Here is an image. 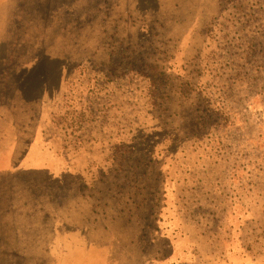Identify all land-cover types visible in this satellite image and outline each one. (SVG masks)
<instances>
[{
    "label": "rangeland",
    "instance_id": "obj_1",
    "mask_svg": "<svg viewBox=\"0 0 264 264\" xmlns=\"http://www.w3.org/2000/svg\"><path fill=\"white\" fill-rule=\"evenodd\" d=\"M230 67L214 164L179 90ZM0 264H264V0H0Z\"/></svg>",
    "mask_w": 264,
    "mask_h": 264
},
{
    "label": "trees",
    "instance_id": "obj_2",
    "mask_svg": "<svg viewBox=\"0 0 264 264\" xmlns=\"http://www.w3.org/2000/svg\"><path fill=\"white\" fill-rule=\"evenodd\" d=\"M174 50H166V54H168V58H166L165 61V68H166V63L167 62H173L175 60V55H174ZM168 71H164V82H163V87L162 89H174V84H173V78L175 77V69L177 67L175 64H170V66L167 68ZM223 71V69H221ZM229 71V72H228ZM228 71H223V75L221 72H213L210 71L208 74H204L208 76V79L206 81H200V82H195L191 85V88L184 94L179 90V93L181 94L180 99H187L191 96V94L195 93L199 97H202V103L205 105L201 110L199 118L202 120V128L201 132H205L206 134V139L203 143H199L200 146H202L204 153L203 156H200V159L202 161H211L214 164L221 163L219 158H216V153L217 149L224 144V142H228V139H225L222 137L221 133V128L224 129V127L227 126V124L232 121L235 123L232 114H233V102L231 101L232 99L229 98V96L226 94L227 89L225 88V83L228 82L226 86H228L229 89H234L237 86L236 82H233V77L236 76V71L233 70L232 67L228 69ZM201 73H199L200 75ZM234 75V76H233ZM203 75H200V77ZM133 78V76H131ZM237 77V76H236ZM130 81H132V78L127 77ZM220 78V82L217 81ZM225 80V81H223ZM151 83V82H150ZM153 84L150 86V90H142L140 93L141 96H136L134 98V110L132 113L134 114V118L137 120L138 125H143L145 122L139 121L142 117V114H151V111L154 109L153 107V102H152V96L157 95L159 96L160 99H162V95L158 94L157 90L153 88ZM95 84H92V82L89 81V89L94 86ZM164 89V90H165ZM139 91V88H138ZM98 93V91H97ZM96 93V94H97ZM164 95V94H163ZM164 97L171 99L169 95H164ZM141 98L145 100H141ZM179 99V100H180ZM177 100V99H176ZM142 101L146 102L147 106L145 107L144 110L136 111L135 107L136 105H141ZM184 101V100H183ZM183 101L177 102V101H168L166 104V108H168L170 105H172L174 102L178 103L179 105H182ZM83 105V103L81 104ZM76 109V108H75ZM73 109V110H75ZM85 109L80 110L79 115L81 117L85 116ZM147 111V113H146ZM149 113V114H148ZM134 123V122H132ZM231 125V126H232ZM231 127L224 129L229 130L230 132ZM169 141H167L166 144H168ZM218 146V147H217ZM184 152V151H182ZM215 158V159H214ZM218 161H217V160ZM209 163V162H208ZM207 163H204V165Z\"/></svg>",
    "mask_w": 264,
    "mask_h": 264
}]
</instances>
